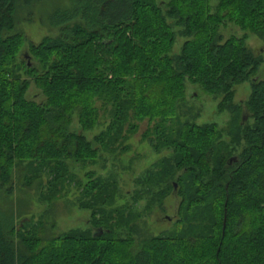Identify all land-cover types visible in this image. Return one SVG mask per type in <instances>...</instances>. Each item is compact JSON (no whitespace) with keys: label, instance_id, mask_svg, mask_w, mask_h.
<instances>
[{"label":"trees","instance_id":"16d2710c","mask_svg":"<svg viewBox=\"0 0 264 264\" xmlns=\"http://www.w3.org/2000/svg\"><path fill=\"white\" fill-rule=\"evenodd\" d=\"M211 1L169 0L163 9L155 0H70L68 9L52 17L54 26H64L60 38L23 50L26 38L15 34L19 0H0L3 200L12 201L16 171L23 173L26 162L43 161L54 181L66 184L68 162L86 163L94 156L92 143L72 123L78 113L83 128H93L97 112L90 104L103 97L112 99L118 114L130 104L140 117L156 120L162 147L175 154L164 162L165 174L183 170L173 183L181 229L145 240L129 256L125 247L134 248L133 239L102 243L105 232L65 235L47 244L34 239L31 252L20 245L23 235L17 236L25 228L17 225L21 210L0 203V264H156V257L158 264H264V82L257 75L262 59L246 38L225 39L221 32L235 22L264 40V0H218L216 7ZM178 37L185 41L174 53ZM17 54L47 101L25 100L28 82L12 70ZM250 79L253 94L229 132L240 149L217 150L215 126L179 120L188 82L221 97L219 109L225 111L235 108V86ZM169 120L177 124L172 132ZM234 157L237 162L230 164ZM97 189L91 194L98 195Z\"/></svg>","mask_w":264,"mask_h":264},{"label":"rangeland","instance_id":"374dc122","mask_svg":"<svg viewBox=\"0 0 264 264\" xmlns=\"http://www.w3.org/2000/svg\"><path fill=\"white\" fill-rule=\"evenodd\" d=\"M168 2L169 0H155L156 5L163 9ZM211 4L216 7L218 0H212ZM70 5V0H33L27 4L24 0H19L15 34H23L24 39L26 38L22 40V49L30 50L31 46L59 39L64 26H54L52 17L65 11ZM77 22L79 21L75 20L70 25H77ZM221 32L225 39L246 38L249 50L262 59L257 75L264 82L263 38L245 31L235 22L222 26ZM184 41V38L178 37L174 53L180 52ZM47 65L52 64L50 62ZM12 66L13 71H19L17 74L22 77V81L28 82L25 100L36 103L47 101L45 89L37 85L27 70H23L18 54L13 58ZM252 94V79L235 86V108L221 111V97L211 96L199 85L188 82L186 103L177 116L183 124L190 122L198 126H215L217 132L214 130L212 140L215 141L213 145L217 150L220 146L223 149L229 146L240 149L241 146L233 144L229 132L239 124L242 118L241 108L247 105ZM111 100L109 97L96 101L93 99L90 106L93 107V113L97 112V120L93 122L91 129L83 128L82 115H74L72 130L78 134L83 133L95 151L94 156L86 163L68 162L69 177L66 178V184L54 181L51 169L43 161H29L24 165V174L21 170L16 171L15 177L18 179L12 201L6 202L0 197L4 208L7 204H13L21 210L17 225L25 228L17 236L23 235L20 245L31 247V252L34 250V239L43 240V244H47L54 240L60 241L58 239L65 235L76 233L80 236L83 233L88 237H98L105 232L102 243L133 239L134 248L125 247L126 255L129 256L145 240L149 242L153 238L170 236L181 229L182 210L180 200L173 191V183L179 181L183 170L176 168L172 176L166 175L163 170L164 162L174 159L173 150L162 147V136L154 129L156 120L140 117L138 109L130 104L126 111L120 109L118 114L116 105ZM167 124H174L170 132L177 125L171 120ZM219 135L221 138L216 142ZM63 172L65 176L68 175L66 170ZM24 175L32 182H27ZM93 187L98 188L96 196L91 194ZM111 250L113 251L109 249ZM156 260L155 263L158 264L160 258L156 257ZM32 264H36V261Z\"/></svg>","mask_w":264,"mask_h":264},{"label":"water","instance_id":"95a60500","mask_svg":"<svg viewBox=\"0 0 264 264\" xmlns=\"http://www.w3.org/2000/svg\"><path fill=\"white\" fill-rule=\"evenodd\" d=\"M248 119V117L244 118V121H246ZM234 162H237V158L234 157L230 160V164H233ZM175 189H177V184H175ZM225 222H226V218H225Z\"/></svg>","mask_w":264,"mask_h":264}]
</instances>
